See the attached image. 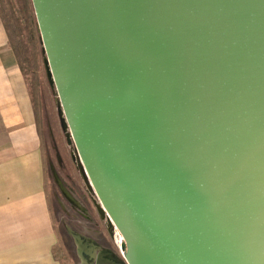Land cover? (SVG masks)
<instances>
[{
	"label": "water",
	"instance_id": "1",
	"mask_svg": "<svg viewBox=\"0 0 264 264\" xmlns=\"http://www.w3.org/2000/svg\"><path fill=\"white\" fill-rule=\"evenodd\" d=\"M31 3L60 127L123 238L117 258L77 237L88 264H264V0Z\"/></svg>",
	"mask_w": 264,
	"mask_h": 264
},
{
	"label": "rangeland",
	"instance_id": "2",
	"mask_svg": "<svg viewBox=\"0 0 264 264\" xmlns=\"http://www.w3.org/2000/svg\"><path fill=\"white\" fill-rule=\"evenodd\" d=\"M0 13L28 84L42 136L45 190L56 236L53 254L62 264H83L78 253L80 237L96 245L95 252L103 248L121 258L118 232L110 230L100 217L96 195L80 174L75 147L67 143L60 127L58 97L46 75L31 0H0Z\"/></svg>",
	"mask_w": 264,
	"mask_h": 264
},
{
	"label": "crops",
	"instance_id": "3",
	"mask_svg": "<svg viewBox=\"0 0 264 264\" xmlns=\"http://www.w3.org/2000/svg\"><path fill=\"white\" fill-rule=\"evenodd\" d=\"M36 110L0 13V264H62Z\"/></svg>",
	"mask_w": 264,
	"mask_h": 264
},
{
	"label": "bare ground",
	"instance_id": "4",
	"mask_svg": "<svg viewBox=\"0 0 264 264\" xmlns=\"http://www.w3.org/2000/svg\"><path fill=\"white\" fill-rule=\"evenodd\" d=\"M117 234H118L117 236H118V238H119V239L117 238V239H118V244H120L123 238H122V236H121L119 233H117ZM78 247H79V249H80V248H84L86 251L88 250V249L86 248V247H88L87 245H81V244L78 243ZM80 255H81V253H80ZM81 259L84 260L82 256H81ZM87 263H88V262H87Z\"/></svg>",
	"mask_w": 264,
	"mask_h": 264
},
{
	"label": "flooded vegetation",
	"instance_id": "5",
	"mask_svg": "<svg viewBox=\"0 0 264 264\" xmlns=\"http://www.w3.org/2000/svg\"><path fill=\"white\" fill-rule=\"evenodd\" d=\"M101 217V216H100ZM101 218H103V217H101ZM80 252H81V256L83 257V264H88L87 263V260H86V258H85V256L83 255L85 252H86V250L84 249V248H80Z\"/></svg>",
	"mask_w": 264,
	"mask_h": 264
}]
</instances>
